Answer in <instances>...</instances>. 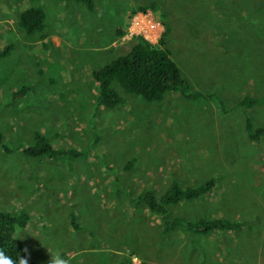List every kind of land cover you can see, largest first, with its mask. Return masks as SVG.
<instances>
[{
	"label": "rangeland",
	"instance_id": "rangeland-1",
	"mask_svg": "<svg viewBox=\"0 0 264 264\" xmlns=\"http://www.w3.org/2000/svg\"><path fill=\"white\" fill-rule=\"evenodd\" d=\"M93 2L89 12L73 2L0 0V54L11 46L0 56V132L10 150L0 149V211L28 215L14 238L35 264L58 254L67 264H264V142L243 129L245 117L264 127V102L235 107L245 96L264 98V0ZM149 5L155 10L134 13ZM31 7L45 13V48L17 26ZM164 24L183 78L212 101L171 93L148 104L117 87L124 103L97 107L91 74L125 54L137 35L155 45ZM35 132L83 156H22ZM208 179L213 189L170 207L172 216L226 218L240 231L165 233L134 200Z\"/></svg>",
	"mask_w": 264,
	"mask_h": 264
},
{
	"label": "trees",
	"instance_id": "trees-1",
	"mask_svg": "<svg viewBox=\"0 0 264 264\" xmlns=\"http://www.w3.org/2000/svg\"><path fill=\"white\" fill-rule=\"evenodd\" d=\"M59 2H73L81 4L89 12L94 10L93 0H54ZM147 10L154 11L153 5L137 7L134 13H145ZM45 20L46 16L41 8H27L19 13L17 26L19 30L30 39H36L45 43ZM163 32L156 44L150 43L143 36L137 35L130 49L115 59L107 62L96 72L91 74L96 85L95 104L97 107L114 109L124 103V97L117 87L125 94L133 95L145 103H159L171 93H177L182 99L190 102H210L213 96L194 91L187 80L182 76L181 70L172 59L171 52L166 47V37L170 28L164 24ZM120 37L123 35L119 29L116 31ZM11 46H7L0 56L7 55ZM23 89L16 95L23 94ZM264 98L245 96L239 100L235 107L245 110L260 105ZM217 106L222 110L219 100ZM243 129L252 142H264V127H255L252 121L245 117ZM0 149L6 153L10 150L4 144V138L0 132ZM22 156L29 159L60 160L61 158H77L83 156L82 151L73 148L57 149L41 133L33 134V142L30 145L19 148ZM84 153V152H83ZM134 160L126 163L125 169H132ZM214 187V180L208 179L195 187L183 188L177 182H173L162 194L156 195L150 190H145L137 195L135 202L140 203L150 213L156 215L163 232L182 230L191 236L203 237L214 232H238L241 223L232 222L226 218L200 217L194 221L172 216L169 208L183 202L197 201L205 196ZM73 217V216H72ZM71 217V218H72ZM73 228H77L71 220ZM28 224V215L20 211L15 214L0 211V252L16 260L26 258L27 264H35L28 256L23 244L14 238L16 227L25 228Z\"/></svg>",
	"mask_w": 264,
	"mask_h": 264
},
{
	"label": "clouds",
	"instance_id": "clouds-1",
	"mask_svg": "<svg viewBox=\"0 0 264 264\" xmlns=\"http://www.w3.org/2000/svg\"><path fill=\"white\" fill-rule=\"evenodd\" d=\"M0 264H27V259L20 258L17 255L16 260H13L3 252H0ZM50 264H67V261L58 254L52 261H50Z\"/></svg>",
	"mask_w": 264,
	"mask_h": 264
}]
</instances>
